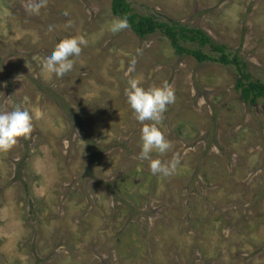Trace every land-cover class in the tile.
<instances>
[{
	"label": "rangeland",
	"instance_id": "rangeland-1",
	"mask_svg": "<svg viewBox=\"0 0 264 264\" xmlns=\"http://www.w3.org/2000/svg\"><path fill=\"white\" fill-rule=\"evenodd\" d=\"M126 1L201 30L264 83V0ZM111 2L47 0L32 15L0 0V109L33 120L0 153V264H264V100H243L232 64L178 56L160 33H113ZM75 36L87 44L73 71L47 73L45 55ZM129 79L174 89L159 125L171 147L152 153L180 160L168 177L137 158Z\"/></svg>",
	"mask_w": 264,
	"mask_h": 264
},
{
	"label": "clouds",
	"instance_id": "clouds-1",
	"mask_svg": "<svg viewBox=\"0 0 264 264\" xmlns=\"http://www.w3.org/2000/svg\"><path fill=\"white\" fill-rule=\"evenodd\" d=\"M47 0H25V12L39 15L42 8L46 7ZM129 27L126 18H117L111 22L110 30L113 33ZM87 41L83 36H75L62 39L55 47L45 55L43 68L47 73L62 78L73 71L75 58L82 53V46ZM133 64L135 61L132 62ZM132 69L125 72L129 76ZM129 87L125 90L126 102L131 108L135 120L141 125L140 139L141 151L138 159L148 161L152 175L168 177L174 174L180 164L177 157L162 161L153 158L152 153L163 154L170 147L159 125L169 105L175 102L173 87L164 82L160 86L142 87L136 79H129ZM33 120L31 112L20 105H15L10 110L0 109V153L12 150L21 138H27L32 131Z\"/></svg>",
	"mask_w": 264,
	"mask_h": 264
},
{
	"label": "trees",
	"instance_id": "trees-1",
	"mask_svg": "<svg viewBox=\"0 0 264 264\" xmlns=\"http://www.w3.org/2000/svg\"><path fill=\"white\" fill-rule=\"evenodd\" d=\"M111 11L117 18H126L129 29L140 38L156 33L162 34L178 56H188L198 63L213 62L220 65H234L241 74L236 87L241 90L244 101L250 103L258 99L264 100V83L252 80L245 73L244 62L239 61L225 46L211 42L201 30L179 26L174 22L157 21L153 16H139L126 0H112ZM208 47L213 54H206L203 48Z\"/></svg>",
	"mask_w": 264,
	"mask_h": 264
}]
</instances>
